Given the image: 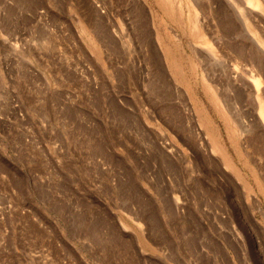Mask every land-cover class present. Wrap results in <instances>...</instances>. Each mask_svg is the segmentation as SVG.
Here are the masks:
<instances>
[{"label": "rangeland", "instance_id": "1", "mask_svg": "<svg viewBox=\"0 0 264 264\" xmlns=\"http://www.w3.org/2000/svg\"><path fill=\"white\" fill-rule=\"evenodd\" d=\"M232 2L0 0V264H264V11Z\"/></svg>", "mask_w": 264, "mask_h": 264}, {"label": "bare ground", "instance_id": "2", "mask_svg": "<svg viewBox=\"0 0 264 264\" xmlns=\"http://www.w3.org/2000/svg\"><path fill=\"white\" fill-rule=\"evenodd\" d=\"M231 1H233L232 3H230V4H232V7L234 6V8L238 11V13L243 17V14H246V10H247V8L249 9V7H251V6H253V7H255L257 10L258 9H263V11H264V4L262 5V3L260 2V0H236V2L234 1V0H230V2ZM262 1V0H261ZM251 9V8H250ZM252 9H254V8H252ZM252 12V11H251ZM238 14V17H240V15ZM246 16H248V15H246ZM246 16H244V17H246ZM244 19H246V18H244ZM250 21V20H249ZM245 23V22H244ZM253 24V23H252ZM246 33L248 34H246L247 36H248V39L250 38L252 41H254L255 43H256V45L258 44V42H261V43H264V41H261L260 40V38L259 39H257L254 35H253V33H251V31H249V30H247L246 31ZM207 34V33H206ZM261 35V34H260ZM263 40V39H262ZM245 41V40H244ZM214 43V42H213ZM215 44V43H214ZM259 46V45H258ZM262 48H264V46H262ZM209 50V49H208ZM260 51H262V52H264L263 51V49L261 50V47H260ZM212 55V54H211ZM224 62V61H223ZM221 63V62H220ZM236 63V62H235ZM239 64V63H238ZM237 65V64H236ZM238 66V65H237ZM246 66V65H245ZM244 67V66H243ZM235 68H236V66H235ZM245 68V67H244ZM244 68H242L243 70H245ZM248 68V67H247ZM251 68V67H250ZM249 69V68H248ZM254 70V69H253ZM237 71H239L238 69H237ZM236 71V72H237ZM246 71V70H245ZM239 72H241V71H239ZM255 72V71H254ZM254 72L252 73V75L254 74ZM228 74H229V72H228ZM236 74V73H235ZM239 73L237 72V75H238ZM248 74H251V73H249V71H248ZM256 74H257V71H256ZM233 75V74H232ZM231 74H229V77L230 76H232ZM243 75V74H242ZM242 75L240 76V77H242ZM236 75H234V77H235ZM244 76V75H243ZM233 77V78H234ZM252 77V76H251ZM245 78H246V76H245ZM232 79V78H231ZM235 79V78H234ZM230 80V79H229ZM231 81V80H230ZM240 81V80H239ZM239 81H238V83H239ZM250 81V80H249ZM254 82V81H253ZM231 83V82H230ZM255 83V82H254ZM234 84V83H233ZM262 85V84H261ZM245 86H246V84H245ZM241 87V86H240ZM261 89V88H260ZM250 91V90H249ZM261 91H263V90H261ZM261 94H263V92L261 93ZM247 95V94H246ZM257 95V94H256ZM264 95V94H263ZM262 95V96H263ZM260 102V101H259ZM260 113H261V116H262V120H263V123H264V102L263 101H261V104H260ZM259 111V110H258ZM260 115V114H259ZM264 127V126H263ZM263 138V137H262Z\"/></svg>", "mask_w": 264, "mask_h": 264}]
</instances>
